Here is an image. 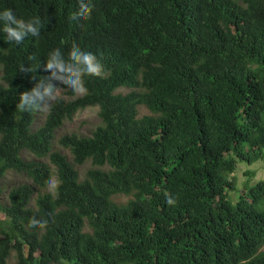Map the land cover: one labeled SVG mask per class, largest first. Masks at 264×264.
I'll list each match as a JSON object with an SVG mask.
<instances>
[{"label": "trees", "instance_id": "obj_1", "mask_svg": "<svg viewBox=\"0 0 264 264\" xmlns=\"http://www.w3.org/2000/svg\"><path fill=\"white\" fill-rule=\"evenodd\" d=\"M80 2L0 0L40 21L16 43L0 19V264H264V179L232 175L264 161V0H84L72 19ZM73 45L105 68L85 94L46 67ZM37 85L62 89L41 123L18 107ZM93 106L90 135L57 138Z\"/></svg>", "mask_w": 264, "mask_h": 264}, {"label": "clouds", "instance_id": "obj_2", "mask_svg": "<svg viewBox=\"0 0 264 264\" xmlns=\"http://www.w3.org/2000/svg\"><path fill=\"white\" fill-rule=\"evenodd\" d=\"M89 12H90L89 6L84 3V0H81L80 11L77 14H74L71 18L76 19L78 16L79 17H85V16H87V14ZM0 19L5 21L4 31L7 33L9 41L14 40L16 43H20L24 40L25 36L28 34H31L33 36L39 35V27H40L39 19L30 20L27 23H25L23 21H18L16 19V17L13 15L11 9H7L3 13H0ZM33 22H35V26H34ZM53 53L54 54H50L51 58L48 60L46 67L48 69H55L59 73H62L63 75L57 76L56 72H53V76H55L57 79L61 80L64 84L68 85V87L70 89H72L73 92H75L77 94H85L87 92V88L85 86V79H84L86 76L103 77V75L105 73V68H104L103 63L101 62L100 59L97 58V56L95 54H93L91 52H84L76 45H73V47L69 51L67 59L64 58L63 54L61 53V51L59 49L54 50ZM30 59H31V57H30ZM0 75H1V71H0ZM38 88H39V85H37V88L33 89L31 92L25 91V92L20 94L18 107L21 110H33V109H40L42 107H46L48 105V102L41 105V104L37 103V101L38 100L43 101V100H45V97H47L48 101L53 99L54 89L51 85L46 87L44 89L43 93L39 92ZM142 107H144V106H141V108ZM141 108H140V111H141ZM48 111H49V109H48ZM72 119H70V120H72ZM67 121H69V120H66L65 123ZM60 150H62L64 153L68 152V150L64 149L63 147H61ZM259 160L263 161V159H259ZM259 160H257V161H259ZM86 164H89V166L85 170H82V167L85 166ZM241 165H246V168H249V166H252L253 164L248 165L246 162H244V163L238 162L237 170L235 171V173L232 174L236 177V179H237L236 172L238 171V166H241ZM91 166H92V164L90 161L86 162L83 165H78V168L81 172V175H84L86 173L87 169ZM248 170L251 171V174H249V172H247ZM244 174L247 175V179L244 180L240 184L241 186H243V184L246 183L247 181H249L251 184H255L257 181L264 179V177H262L255 182L252 179V177L256 176V171L252 170V169H246ZM56 178H57V176H56ZM57 183H58V180H57ZM237 184L239 186L238 179H237ZM241 186H239V187H241ZM230 192L233 194V196L235 194L237 196V192L234 193L233 190ZM120 196H125L126 198L125 199H118L117 198L118 200H127L129 198L128 195H124V194L119 195V197ZM168 203L171 204V203H173V201L171 199H169ZM3 217H5L9 220L8 216L0 211V218H3ZM47 224H48L47 220H37L35 217L31 218V220H30V226H32V227L39 226V227L43 228V227H46Z\"/></svg>", "mask_w": 264, "mask_h": 264}, {"label": "rangeland", "instance_id": "obj_3", "mask_svg": "<svg viewBox=\"0 0 264 264\" xmlns=\"http://www.w3.org/2000/svg\"><path fill=\"white\" fill-rule=\"evenodd\" d=\"M62 94V89L58 88L54 93L53 99L50 101L47 100V97H45L44 103L48 102V105L46 107H42L41 110L39 111L37 118L39 123L42 122L43 120V115L47 113L49 109V105L55 100L56 97L60 96ZM43 103V104H44ZM99 108L97 106L94 107H86L82 110H79L74 118L72 120L67 121L63 127L57 130V138L62 136L63 134L66 133H78L80 135H90L92 131L101 123V118L98 115ZM141 114L147 113V110L142 107L141 108ZM57 146V145H56ZM57 149H60L61 146L56 147ZM28 158H32L33 156L29 153L26 154ZM25 156V157H26ZM89 164H86L85 166L82 167V170H85ZM246 169H252L256 171V176L252 177V179L256 182L258 179L264 177V161L259 160L252 166H249V168H246V165H241L238 166V171L236 172L237 174V179L240 184L247 179V175L244 174ZM15 180L17 181H23L25 180V177L21 176L20 174H17L14 171H9L4 179V186H8L11 182H14ZM6 184V185H5ZM57 185V178L56 175L54 174L52 177V181L48 187L49 191H54L55 187ZM236 197V194L234 195ZM125 196H120L118 199H125ZM15 258H11V261H13Z\"/></svg>", "mask_w": 264, "mask_h": 264}]
</instances>
